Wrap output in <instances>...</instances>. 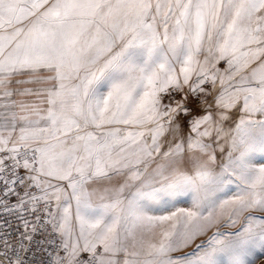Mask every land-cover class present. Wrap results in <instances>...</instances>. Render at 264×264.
Listing matches in <instances>:
<instances>
[{
  "label": "snow or ice",
  "instance_id": "6c2138e0",
  "mask_svg": "<svg viewBox=\"0 0 264 264\" xmlns=\"http://www.w3.org/2000/svg\"><path fill=\"white\" fill-rule=\"evenodd\" d=\"M0 236V264L264 258V0H0Z\"/></svg>",
  "mask_w": 264,
  "mask_h": 264
},
{
  "label": "rangeland",
  "instance_id": "374dc122",
  "mask_svg": "<svg viewBox=\"0 0 264 264\" xmlns=\"http://www.w3.org/2000/svg\"><path fill=\"white\" fill-rule=\"evenodd\" d=\"M220 67L221 68L224 67L223 62L220 64ZM180 206L181 207H188L187 204H181ZM215 230L216 229L210 230L206 235L198 237L195 240V242L189 248L183 249L181 252L175 253L174 255H183L185 252H191L195 248L196 244H199V243L207 241V239L212 235V232L215 231ZM219 230L220 231H229V229L224 228L222 225L220 226ZM82 256H83L84 259H87L88 254L87 253H83ZM257 264H264V258L257 260Z\"/></svg>",
  "mask_w": 264,
  "mask_h": 264
},
{
  "label": "built area",
  "instance_id": "2783aa9c",
  "mask_svg": "<svg viewBox=\"0 0 264 264\" xmlns=\"http://www.w3.org/2000/svg\"><path fill=\"white\" fill-rule=\"evenodd\" d=\"M21 171H23V170H21ZM12 202H15V197L12 198ZM17 224H18L17 221L12 220V227H13V228H16V227H17ZM29 227H31V225H29ZM20 230L23 231V229H20ZM2 238H3V237L0 236V239H2ZM12 239H13V241H15V240L17 239V233H16V232H13V233H12ZM37 239H40V237L38 236Z\"/></svg>",
  "mask_w": 264,
  "mask_h": 264
}]
</instances>
